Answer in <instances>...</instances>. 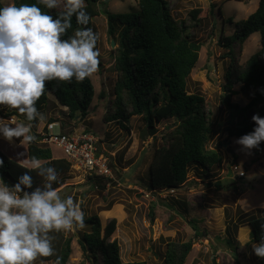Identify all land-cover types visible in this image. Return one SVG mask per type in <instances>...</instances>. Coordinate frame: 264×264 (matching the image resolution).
Here are the masks:
<instances>
[{
  "label": "rangeland",
  "instance_id": "rangeland-1",
  "mask_svg": "<svg viewBox=\"0 0 264 264\" xmlns=\"http://www.w3.org/2000/svg\"><path fill=\"white\" fill-rule=\"evenodd\" d=\"M167 1L172 16L185 26L184 30L191 39L201 44L198 60L187 78V90L200 94L210 111L209 117L215 132L210 136L208 146H218L223 155V162L216 169V176L201 181V172L191 167L188 181L178 189L153 194L146 189L148 165L154 149L164 143L163 133L168 127H173L174 120L156 123L155 133L151 136L139 116H132L126 123L127 128H121L115 121L103 119L106 105L113 97L112 88L116 74L112 67L114 49L117 47L115 41L111 45L112 37L107 32V20L103 11H135L136 0L101 2L98 6L100 14L91 20V29L98 36L100 65L98 71L89 77L94 86V97L88 114L85 117L69 118L68 108L50 96L44 109L45 119L39 121L40 124L34 128L41 131L51 122L52 117L53 121L58 122L53 129L55 132L61 129L67 133L84 130L99 140L96 142L97 152L109 157L111 175H101L104 179L91 181L88 178L89 173L71 166L64 183L57 189L63 188L60 191L62 197L72 196L77 202L83 201L85 216L97 215L102 233L106 224L112 218L116 219V228L109 240H117L123 261L146 260L149 264H164V239L171 238L193 242L184 264H192L195 259L204 264L256 263L252 244L257 242L250 241L251 234L249 237L247 229L251 227L245 217L248 212H253L254 215L264 214V142L259 150L252 149L249 153L236 143L240 136H228L224 130L228 107L222 99L231 94L230 102L240 106L250 101V95L240 89V81H235L230 91L226 90V72L230 64L235 67L243 65L261 47V40L259 34L254 33L243 42L233 43L232 53L229 54L230 50L219 43V36L221 31L222 35L233 32L234 24L222 23L223 20L231 17L232 23H235L247 18L257 8L259 0ZM0 3L6 6L13 3V0H0ZM212 5L214 8L208 18L195 26L191 24L188 15L190 10L210 9ZM218 7L222 15L219 14ZM0 109V118L5 122L13 119L24 121L23 115H6L4 108ZM253 115L264 117V98L248 112L255 127L251 119ZM219 122L222 124L220 127ZM59 123L63 124V128ZM144 130L146 134L142 139L141 133ZM51 149L54 157H65L60 148L52 146ZM0 150L20 164L31 167L27 144H21L19 138H13L9 142L0 136ZM241 172L243 174L239 175ZM217 182L226 185L219 187ZM67 185L69 187H65ZM175 200H179L175 203L176 206ZM153 204L155 219L151 222L150 211ZM170 204H173L172 207ZM239 218V227L234 231V225ZM192 220L199 234H195ZM85 228H88L87 224ZM83 230L84 227L64 232L66 236L72 237V251L67 264H80L84 259L78 243ZM227 237L230 242H227ZM245 241L248 243L245 244ZM34 264L55 263L38 258Z\"/></svg>",
  "mask_w": 264,
  "mask_h": 264
},
{
  "label": "trees",
  "instance_id": "trees-1",
  "mask_svg": "<svg viewBox=\"0 0 264 264\" xmlns=\"http://www.w3.org/2000/svg\"><path fill=\"white\" fill-rule=\"evenodd\" d=\"M105 1L85 0V11L91 18L88 28H91L92 18L100 14L99 3ZM13 3L19 6L25 3L34 4L36 0H13ZM136 3L135 11L111 12L106 9L103 11L107 20V32L117 43L112 67L116 74L112 88L113 97L106 105L103 119L115 121L121 128H127L126 123L130 118L134 115L139 116L151 136L155 133L156 123L174 120L173 127H168L163 133L164 143L154 149L148 165L146 189L155 194L162 191L169 192L185 184L191 167L201 172V181H204V178L210 180L216 176V169L221 166L223 155L218 146H208L210 136L215 130L204 98L198 93H190L187 90V78L198 60L201 44L191 39L184 30L185 26L172 16L167 0H136ZM0 6L3 4L0 3ZM38 6L49 15L54 17L58 15V9L48 10L42 5ZM213 8L214 5L210 9L190 10L188 15L191 24L195 26L208 18ZM218 12L222 15L220 7ZM226 22L234 24L233 32L222 35L221 31L219 43L230 50L229 54L232 53L233 43L243 42L254 33H258L261 40V47L243 65L235 67L230 64L226 72V90L230 91L232 84L240 81L242 83L240 89L250 95V101L244 106L231 103V94H227L222 99L228 107L224 130L230 137H241L254 129L248 112L264 98V0L258 1L257 8L247 18L232 23L231 17H228L222 21V23ZM78 27L80 26L73 16L72 28L68 30L64 39L72 36ZM50 96L68 108L69 118L85 117L91 108L94 86L89 77L82 82H77L75 79L71 82L57 80L46 82L45 92L36 103L38 111L42 114ZM3 108L6 115H21L16 109ZM50 120L54 119L51 117ZM37 124H40L39 120L32 122V134L35 135L36 140L27 144L28 159L31 161L36 158L44 167L55 168L58 173V183L54 184V187L58 188L64 183L65 175L70 172L71 163L65 157L53 156L51 147L40 141L42 130L36 131L34 126ZM221 125L219 122V127ZM0 159L4 161L3 167H0V178H3L9 186L16 184L18 178L25 172L33 177L34 187L42 185L43 180L37 175L36 170L20 164L1 150ZM88 178L91 181L104 179L96 174L89 175ZM216 184L219 187L226 185H221L219 182ZM178 201L175 200L174 205ZM172 205L170 204L171 207ZM153 210L154 204L150 211L151 222L155 219ZM245 219L251 227L250 241L259 243L264 236V228H262L264 214L254 215L253 212H248ZM240 221L241 219L235 223L234 231L239 227ZM191 222L196 230L195 234H199L194 220ZM85 224L88 228H85ZM85 224L78 238L84 256L80 264H149L146 260L121 259L117 240H109L116 228L115 218L106 224L103 233L97 215L85 216ZM50 235L54 255L39 259L56 264L57 258H60V264H67L72 251V237L66 236L63 231L53 232ZM164 240L166 242L163 253L164 264H184L193 242L171 238ZM226 240L230 242V238L227 237ZM235 244L238 246L237 241ZM253 257L256 263L250 264H264V258H258L254 254ZM192 264L204 263L195 259Z\"/></svg>",
  "mask_w": 264,
  "mask_h": 264
},
{
  "label": "clouds",
  "instance_id": "clouds-1",
  "mask_svg": "<svg viewBox=\"0 0 264 264\" xmlns=\"http://www.w3.org/2000/svg\"><path fill=\"white\" fill-rule=\"evenodd\" d=\"M38 5L58 9V15H49ZM85 9V0L0 6V107L16 109L24 117L20 122L0 118V136L5 140L19 138L21 144L36 140L32 122L45 119L36 103L46 82H82L98 71V36L87 27L91 18ZM73 16L80 27L64 39ZM251 119L254 129L236 140L249 153L264 142V117L253 115ZM3 164L0 159V167ZM30 164L42 178L41 186L34 187L28 172L12 186L0 178V264H34L38 258L50 257L54 255L50 233L73 231L85 224L83 201L62 197L54 187L58 183L55 168L44 167L36 158ZM247 232L250 237L251 229ZM252 250L256 257L264 258V236L252 244Z\"/></svg>",
  "mask_w": 264,
  "mask_h": 264
},
{
  "label": "built area",
  "instance_id": "built-area-1",
  "mask_svg": "<svg viewBox=\"0 0 264 264\" xmlns=\"http://www.w3.org/2000/svg\"><path fill=\"white\" fill-rule=\"evenodd\" d=\"M58 122L51 121L41 131L42 143L49 147L55 146L62 150L63 156L70 161L71 166L91 174L109 176L111 170L109 158L105 154H98L96 142L99 141L93 134L84 130L72 132L53 131ZM60 124V123H59ZM63 128V124L61 125ZM243 174L242 172L239 175Z\"/></svg>",
  "mask_w": 264,
  "mask_h": 264
},
{
  "label": "water",
  "instance_id": "water-1",
  "mask_svg": "<svg viewBox=\"0 0 264 264\" xmlns=\"http://www.w3.org/2000/svg\"><path fill=\"white\" fill-rule=\"evenodd\" d=\"M111 45L113 46L114 45V40L111 38ZM144 134H146V130H144L142 133H141V138L144 139ZM214 264V262H213Z\"/></svg>",
  "mask_w": 264,
  "mask_h": 264
}]
</instances>
